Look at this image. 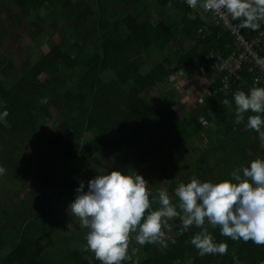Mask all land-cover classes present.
Here are the masks:
<instances>
[{
	"label": "trees",
	"instance_id": "1",
	"mask_svg": "<svg viewBox=\"0 0 264 264\" xmlns=\"http://www.w3.org/2000/svg\"><path fill=\"white\" fill-rule=\"evenodd\" d=\"M2 1L0 42L9 28L2 12H9L14 2L20 18L28 22L27 34L38 37L39 42L47 40L49 48L37 57L28 54L27 61L20 62L0 54V113L5 109L9 112L0 120V143L5 147L0 162L7 172V188L0 194V264H79L84 246L70 245L73 235L59 233L68 218L52 206V198L42 199L37 191L59 189L66 209L83 177L77 163L92 168L91 157L96 154L105 158L121 155L125 160L121 171L143 175L153 196L163 188L161 174H153L156 158L161 165L171 167L167 171L169 187L163 188L170 195L194 176L215 183L250 165L253 157L245 150L249 133L240 127L254 113L246 112L244 121L236 123L234 93L264 87V82L255 85L253 73L243 66L240 77L230 75L228 86H224L227 70L220 72L217 66L234 52V37L215 23L212 12L193 10L187 0ZM263 26L261 22L260 28ZM243 30L248 38L258 33ZM184 39H190V44ZM198 68L213 78L198 80L199 92L191 86L183 89L199 104L187 107L174 87L180 83L174 73L179 69L191 73ZM43 98L47 103H41ZM225 99L230 103L224 104ZM46 117H56L58 122L53 129L41 131L39 122ZM202 130L211 143L232 140L225 146L228 156L220 170L203 165L208 153L215 154V145L194 156L192 164L189 153L185 159L171 152L181 150L184 155ZM225 130L226 137L213 138ZM241 139L246 141L238 143ZM25 145H32L37 152L36 161ZM73 160L78 162L70 166ZM143 162L151 163L143 167ZM180 171L183 177L178 175ZM14 182L20 187L14 189ZM173 203H178V198ZM152 207L159 204L154 202ZM172 223L173 230L163 244L143 245L141 259L133 239L129 254L132 248L137 251L123 264L264 262V245L222 236L218 227L207 224L215 242L227 244V252L201 256L190 241L202 229L193 225L184 231L179 217ZM6 244L10 248L3 252Z\"/></svg>",
	"mask_w": 264,
	"mask_h": 264
},
{
	"label": "clouds",
	"instance_id": "2",
	"mask_svg": "<svg viewBox=\"0 0 264 264\" xmlns=\"http://www.w3.org/2000/svg\"><path fill=\"white\" fill-rule=\"evenodd\" d=\"M189 7L214 12L239 21V28L258 30L264 22V0H187ZM260 83L257 78L255 85ZM41 103H47L43 98ZM224 104H229L225 99ZM236 123L244 121L247 129L259 134L264 147V87L253 86L249 92L234 93ZM9 115L7 109L0 120ZM5 169L0 167V174ZM230 179L219 182L201 181L195 176L190 182L180 183L173 203L167 189H159L153 196L149 181L143 175L121 170L99 173L88 182L84 190L81 181L76 197L69 205L72 217L80 227L89 229L83 251H91L100 264H123L131 260L136 249H131L133 239L143 246L146 243H164L169 221L179 217L187 231L193 225L202 229L191 238V244L201 256L226 254L227 244L216 243L209 232L219 228L220 234L233 240L252 241L264 245V157H256L249 166L236 169ZM159 207L153 209V203ZM166 247L167 245L164 244ZM264 264V262H262Z\"/></svg>",
	"mask_w": 264,
	"mask_h": 264
},
{
	"label": "rangeland",
	"instance_id": "3",
	"mask_svg": "<svg viewBox=\"0 0 264 264\" xmlns=\"http://www.w3.org/2000/svg\"><path fill=\"white\" fill-rule=\"evenodd\" d=\"M3 1L0 0V4ZM2 5V4H1ZM18 10L19 7L17 4H15L13 2V7L9 12H6L5 10H3L2 15L4 16L5 20H6V24L8 25V31L6 33V35L3 38V41L0 42V54H4L6 56H10L15 62H20V61H27L28 59V54H31L32 58L33 57H37L39 54H41L42 52L48 50L49 48V42L45 39H41V41L39 42L38 37L33 38L31 37L29 34H27V32L25 31L26 26L28 24L27 20L24 18H20L19 14H18ZM152 9H149L148 12L151 14ZM42 12H44V10H42ZM13 14V16H12ZM12 16V17H11ZM10 17V18H9ZM183 41H185L188 45L190 44V39H184ZM30 51H32L30 53ZM35 51V52H34ZM147 66L145 65L143 67L144 70H146ZM200 71V69L198 68L197 70H195L193 72V74L196 76L198 74V72ZM205 72V71H204ZM176 73V72H175ZM174 73V74H175ZM173 74V75H174ZM182 75H180L179 73H176L174 76L177 79H180V83L177 82V84L174 86L177 91L181 92L182 94V102H184L187 107H190V105L192 104H198L197 100L191 97V96H187L186 95V90L185 89L188 86L189 81H191L192 79H190L188 76H191L190 74H186L184 72L181 73ZM207 75H209V77L213 78V75L209 72L206 73ZM203 76V75H202ZM204 77V76H203ZM41 78L43 80H45L47 77L46 75L43 73L41 74ZM202 77L199 76V78L197 80H200ZM184 79V80H183ZM187 80V81H186ZM188 82V83H187ZM197 87V86H196ZM194 89H196L194 87ZM201 104V103H200ZM179 108H182L183 105H181L179 103L178 105ZM55 112L57 113V110L55 109ZM58 117V114H57ZM58 120L57 118H51V117H46V118H42L40 120V129L41 131H46V130H50L53 129L54 124L57 123ZM247 125V120L244 124H242V126L240 127L241 130H247L248 131V136L250 137V142L247 143L246 145V153L247 154H251L253 159H255L256 157H264V147L261 146V141L259 138L258 133L255 130H250L247 129L246 127ZM203 130L201 131V134H196V140L194 143H191L189 148L186 149L184 151V155L181 154V150H176V149H172L171 152L173 155H175L176 158H179V156H183L186 159V155L188 154L190 160H188L191 164L192 161H194V156H201L207 149L211 150L212 146H216V152L215 154L208 153V155L206 156V159L203 163V165H209V166H216L219 170L223 167V165L225 164V161L227 159V152L225 150V146H228L229 142H232V140L229 139H225L223 142H218L216 139H213V141H217V142H213L211 143V139L208 136V134L206 132H203ZM227 131H223L221 133V135H215V137L213 138H221L222 136H227ZM246 141V139H241L238 140V143H242V141ZM32 145H33V141H32ZM32 145H25V148L29 151L30 157L33 161H36V159L38 158V154L37 152L32 149ZM2 150H5V147H3V145L0 143V158L2 157L3 153ZM128 153V151L126 152ZM155 160V161H154ZM154 163L152 166H155L156 169L154 171L153 174H155L156 172H158L159 174H161V176H159V179H161V185L163 188H167L169 187V181L171 180V177L169 176V174H167V171L171 170V167L169 166H163L161 165L160 161L158 158L154 159ZM1 161V159H0ZM91 161H92V168H88L86 165H84L83 163L78 161L73 160L70 163V166L74 165L75 162L77 163L78 168L82 171V176L81 180L85 181V186H84V190L87 191L88 190V182L89 180V174L91 175L92 179L98 175L99 173H105V172H110L112 170H122V168L124 167V163L125 160L124 158H122L121 155H117L116 157H112V158H105L104 155L102 154H96L94 156L91 157ZM28 163V162H27ZM151 162H143L142 166L143 167H148L150 166ZM190 164V165H191ZM183 166V165H182ZM184 166L188 169L191 170V167L189 166V164L184 163ZM192 166V165H191ZM0 167H3L2 163L0 162ZM4 168V167H3ZM5 169V168H4ZM6 171V170H5ZM3 174H0V194H2L4 192V189L7 188L6 184L7 181H5L6 176H7V172H5ZM127 174V173H126ZM176 176H180L183 177L184 173L182 171L175 173ZM219 180V179H218ZM8 186H11L10 184ZM20 184L17 182L13 183V188H19ZM11 189V187H9ZM60 190L57 188H49V189H39L37 191V195L40 196L42 198V196L45 200H50L52 198V206H54V208H58V211H60L59 213L61 214H65L66 217L68 218V223L67 225L64 227V229L62 231H59V233L65 235V236H70L73 235L70 239V245H75V246H85L86 245V234L89 231V229L86 228H81L79 221L77 218L72 217L70 215L69 212V207H66V209H64V199H62L64 197H61V195L59 194ZM42 195V196H41ZM172 197V200L175 198V195H170ZM63 208V212L61 211ZM170 224V229H165L166 232V236H169L173 230V223L172 220L169 221ZM138 244V243H137ZM10 248L9 244H6L5 246H3V252H7ZM195 252V250H194ZM144 254V249L143 246L138 244V259H141V257ZM84 258H79L78 263L79 264H100L99 261H97L95 259V255L94 253H92L91 251H84L83 255ZM72 263V262H71ZM239 264H242V262H239Z\"/></svg>",
	"mask_w": 264,
	"mask_h": 264
},
{
	"label": "built area",
	"instance_id": "4",
	"mask_svg": "<svg viewBox=\"0 0 264 264\" xmlns=\"http://www.w3.org/2000/svg\"><path fill=\"white\" fill-rule=\"evenodd\" d=\"M195 10L200 11L201 8L198 7ZM212 14L215 23L224 26L234 37V52L230 56L222 58L221 63L217 66L220 72H223L224 69L227 70L223 77L224 86H228L230 75L240 77L239 72L243 66H247L253 73L254 80L259 78L260 82H264V26L258 30L254 37L248 38L243 28L238 27L237 21L228 16L222 17L214 12ZM206 91L211 93L209 88ZM202 98L200 96V100Z\"/></svg>",
	"mask_w": 264,
	"mask_h": 264
},
{
	"label": "crops",
	"instance_id": "5",
	"mask_svg": "<svg viewBox=\"0 0 264 264\" xmlns=\"http://www.w3.org/2000/svg\"><path fill=\"white\" fill-rule=\"evenodd\" d=\"M203 70H204V69H203ZM203 70L201 69V70L198 72V74H197L196 76L193 74L194 71H192L191 73H186V74H190V75H191V76H188V77H189L190 79H192L191 81H193V82H190V81H189V83L187 82V83H188V86H191L190 88H194V87H195V88H196V89H194L195 92H199V89H198V87L200 86L199 83H200L203 79H205V77H208V76H209V75H207L206 72H204ZM182 72H184V71H183L182 69H179V70H177L176 73H179L180 75H182V74H181ZM176 73H175V74H176ZM202 75H203L204 77H203ZM199 76H201L202 78H201L200 82L197 83V81H198L197 79L199 78ZM179 80H180V79H179ZM183 80H184V79H183ZM186 81H187V80H186ZM188 86H187V87H188ZM196 86H197V87H196Z\"/></svg>",
	"mask_w": 264,
	"mask_h": 264
}]
</instances>
